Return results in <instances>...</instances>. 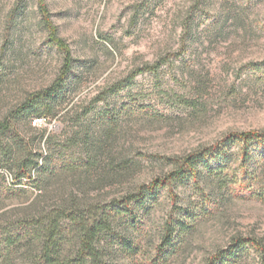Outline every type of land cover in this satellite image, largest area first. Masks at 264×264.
<instances>
[{
    "label": "rangeland",
    "instance_id": "374dc122",
    "mask_svg": "<svg viewBox=\"0 0 264 264\" xmlns=\"http://www.w3.org/2000/svg\"><path fill=\"white\" fill-rule=\"evenodd\" d=\"M65 52L71 71L39 96L58 78ZM28 98L33 109L18 112ZM5 119L0 256L11 264L27 238L19 234L38 222L26 220L72 202L111 214L114 229L98 239L124 264H222L233 239L264 242V143L251 144L241 162L240 144L221 141L264 129V0H0ZM214 146L224 153L201 165L197 180L119 202ZM28 149L47 156L49 176H36L38 184L14 178L10 153ZM179 220L162 249L165 229ZM71 226L60 223L66 239ZM8 237L18 253H7ZM231 264H258V251L246 246Z\"/></svg>",
    "mask_w": 264,
    "mask_h": 264
},
{
    "label": "trees",
    "instance_id": "16d2710c",
    "mask_svg": "<svg viewBox=\"0 0 264 264\" xmlns=\"http://www.w3.org/2000/svg\"><path fill=\"white\" fill-rule=\"evenodd\" d=\"M190 29L191 26L185 25L183 32L185 33L186 30L190 31ZM184 40L185 37L182 41ZM56 42L60 44V41L57 39ZM158 65L159 63H156L138 68L130 74L129 79H133L137 74L144 71H155ZM71 67L70 54L65 52L64 63L58 78L50 88L42 92L45 94H39V96H48L49 93L58 89L71 71ZM35 100L34 98H28L20 105L18 112H27L33 109ZM9 128L10 124L6 119L0 120V134L5 133ZM221 141L224 146L231 145L235 142L240 144L239 157L241 162H245L248 159L251 144L264 143V129L258 131L231 132L226 134ZM223 153L214 146L188 154L178 162L174 170L164 176L152 179L148 184L139 186L136 191L125 194L119 202L128 206L132 202L140 203L148 195H156L160 189L165 188L171 182L188 179L197 180L199 167L201 165L209 166L211 161L215 159L218 161L221 157L220 155ZM24 154L22 156L21 154L10 153L12 171L16 180L27 178L36 181L38 184L39 180H37L36 176H43L44 178L49 176L43 173V166L47 161V156L42 157V154L33 153L29 149L25 150ZM43 215L28 218L29 220H26L28 224H31L36 218L38 222L31 226L32 228L27 232L28 234L26 232L19 234L20 239L27 237L23 240V250L19 252L20 255L18 254L17 257L19 264H124L120 262L121 258H115L113 252L104 248L98 239L102 232L114 229L115 220L108 211L97 210L94 212L91 207H84L82 204L72 202L70 205L61 203L57 208ZM63 220H68L72 225L71 228L74 235L72 239H66L62 235L60 223ZM181 224L182 221L179 220L174 228L168 226L165 229V236H162L161 239L162 244L160 247L162 249L170 245L169 241L175 228H180L182 226ZM13 240V238L8 237L4 241L8 248L7 253L10 251L12 253H18L19 251L13 247ZM246 246L255 248L258 251V264H264V242L253 238L233 239L226 252L222 255V264L225 262L226 264H231V260ZM128 247H131L128 245V242H126L125 246L121 245V253L123 249L127 250ZM10 260L9 254L0 256V264H11ZM208 264H215V262H209Z\"/></svg>",
    "mask_w": 264,
    "mask_h": 264
}]
</instances>
